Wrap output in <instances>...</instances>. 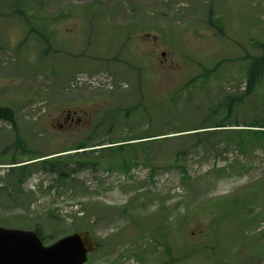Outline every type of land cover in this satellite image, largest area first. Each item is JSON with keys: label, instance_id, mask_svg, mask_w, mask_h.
<instances>
[{"label": "rangeland", "instance_id": "1", "mask_svg": "<svg viewBox=\"0 0 264 264\" xmlns=\"http://www.w3.org/2000/svg\"><path fill=\"white\" fill-rule=\"evenodd\" d=\"M246 56L264 57V0H0V107L14 113L0 119V227H38L44 245L87 230L86 264H264V128L244 131L264 127V69L246 94ZM220 122L247 156L182 133ZM47 159L69 162L64 177Z\"/></svg>", "mask_w": 264, "mask_h": 264}, {"label": "trees", "instance_id": "2", "mask_svg": "<svg viewBox=\"0 0 264 264\" xmlns=\"http://www.w3.org/2000/svg\"><path fill=\"white\" fill-rule=\"evenodd\" d=\"M210 26L214 27V28H220V27H218V21L216 23L211 21ZM219 33L221 34V32H219ZM246 59H248V61L250 62L249 67L247 69L246 94H251V92L255 91L260 85V78H261L262 71L264 69V57L263 56H260V57L246 56ZM0 119L4 120L10 124H13L14 123V113H13L12 109L10 107L0 108ZM226 127L227 126L224 125L223 122H220L218 124V126L212 127L213 130L211 132H208V131L204 132L205 128L204 129L199 128V129L187 130V131L182 132V133H184L183 135H192L196 138L195 144L192 147L193 149L194 148L195 149L202 148L204 150H207V149L214 150L216 148L215 145L210 144V140L212 137L210 136L209 133L215 134V139L218 137L219 134L227 135L228 136L227 138H225L226 136H223V135L221 136L224 140V146L226 148L235 147L234 149L236 151L247 156L248 150L253 148L252 142L250 140H247V139L242 140L240 138V135L238 134V132L232 131V130H226L225 129ZM249 127L260 128V129L264 128L260 124H255V125L249 126ZM225 131H227V132L224 134ZM244 131H247V134L252 136V137H255V139H259V137H260V134L257 133L260 130H244ZM261 132H264V131H261ZM153 138H155V137H153V136L151 137L149 135H144L142 138L139 137L136 139L126 140V141H122V143H128L130 141H142V140H147L145 142H151L154 140H149V139H153ZM88 140H90V139H88ZM145 142H140V143H145ZM118 143H121V142L110 141L109 144L114 145V144H118ZM124 147H126V146L125 145H119V146H111L108 148H102L100 150H102V152L103 151H109L110 152L113 150H116L117 152H119L122 149H124ZM85 148H88L87 144H80V145L75 147V150L85 149ZM84 155L85 154H83L82 156H84ZM132 161H133V159L121 157L120 160L117 162H114V164L117 165L115 167H119V168H122V169L128 171L129 164L132 163ZM100 162H101V160L98 158H82V160H77L75 162V164L77 166V169H82V168H86L89 166L98 165ZM68 163L69 162H66V161H60V159H57L56 162L55 161L43 162L44 165L49 166V169L51 172L59 173L60 178L64 177V174H62V172H60L61 171L60 169H62L63 167L66 168ZM14 164H17V163H12V165H14ZM228 165L229 166H227V168H237L238 164L234 163L231 165L229 163ZM172 166H174V168H178L179 170H181L183 172L184 175H186L185 169L181 165H172ZM241 167H246V165H242ZM12 169H15L20 174V177H22V179L27 177V174H28L27 166L14 167ZM220 171L223 172L224 169L220 170ZM49 218L55 219V216H49ZM33 231L36 234H38V236L41 238V240H43L44 242L48 241L43 236L40 228L35 227L33 229ZM215 242H217V241H215ZM166 250L169 251L168 248Z\"/></svg>", "mask_w": 264, "mask_h": 264}, {"label": "water", "instance_id": "3", "mask_svg": "<svg viewBox=\"0 0 264 264\" xmlns=\"http://www.w3.org/2000/svg\"><path fill=\"white\" fill-rule=\"evenodd\" d=\"M95 249L88 233H75L43 246L34 232L0 228V264H85Z\"/></svg>", "mask_w": 264, "mask_h": 264}, {"label": "flooded vegetation", "instance_id": "4", "mask_svg": "<svg viewBox=\"0 0 264 264\" xmlns=\"http://www.w3.org/2000/svg\"><path fill=\"white\" fill-rule=\"evenodd\" d=\"M74 123V119L73 118H70L69 116H66L65 117V120H64V124L65 126H72ZM64 126L59 124V128H63Z\"/></svg>", "mask_w": 264, "mask_h": 264}]
</instances>
